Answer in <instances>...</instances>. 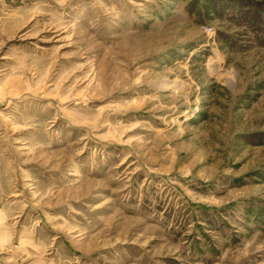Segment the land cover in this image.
<instances>
[{
    "label": "rangeland",
    "instance_id": "1",
    "mask_svg": "<svg viewBox=\"0 0 264 264\" xmlns=\"http://www.w3.org/2000/svg\"><path fill=\"white\" fill-rule=\"evenodd\" d=\"M0 264H264V0H0Z\"/></svg>",
    "mask_w": 264,
    "mask_h": 264
}]
</instances>
